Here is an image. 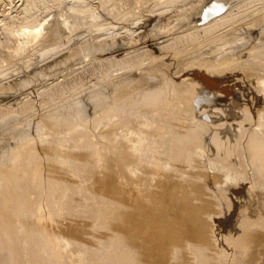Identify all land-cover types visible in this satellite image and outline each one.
Segmentation results:
<instances>
[{
	"label": "bare ground",
	"instance_id": "1",
	"mask_svg": "<svg viewBox=\"0 0 264 264\" xmlns=\"http://www.w3.org/2000/svg\"><path fill=\"white\" fill-rule=\"evenodd\" d=\"M63 9L91 35L151 33L0 95L21 121L0 162V264H264V0H0V83ZM110 60L139 74L111 83L110 109L54 115Z\"/></svg>",
	"mask_w": 264,
	"mask_h": 264
},
{
	"label": "rangeland",
	"instance_id": "2",
	"mask_svg": "<svg viewBox=\"0 0 264 264\" xmlns=\"http://www.w3.org/2000/svg\"><path fill=\"white\" fill-rule=\"evenodd\" d=\"M12 1V3L14 4H16V3H18L19 2V0H11ZM128 9V8H127ZM63 12L61 13V12H59V13H57V12H50V13H48V15L46 14V15H44V17H42V18H38L39 19V21H38V19H37V25L39 24V23H41V26L39 25V28L40 27H43V28H41V31L43 32H41L42 34H44V35H47L46 37H44V38H46L47 39V41H45L46 39H44V41L43 42H45L44 44H43V46L42 47H39L38 49H34L31 53H29V55L28 56H26V57H24L25 59H23L24 61H22L21 63L20 62H16V61H11V60H9L8 58H7V65L8 66H11L9 69H10V71H13V72H11V74H10V76H9V78H7V79H5L2 83H0V95L2 96H5L6 94H8V92H10L11 90H16V89H18L19 90V88L20 89H22V88H24V87H26V85H28L29 83H30V81L32 82V81H36V80H39V79H42V78H45L46 76H48V75H55V74H57L58 72H62L65 68H70L71 66H70V63H72V62H74L76 59H82V60H84L85 58H91V57H93L94 58V56H95V58L96 57H98V55H99V53H101V52H103V50L106 48H108V47H114V46H118L119 44H121V43H123L124 42V40L126 41V42H128V41H130V39H128V38H131V36H132V34H122V35H120L118 38H115V35L112 37V35L110 36V35H97L96 36V34H94V35H91V33H90V29H86V28H88V27H86V26H84V25H82L81 23H77V21H76V23L74 22V19H72V18H68V16H67V14H66V10L65 9H63L62 10ZM129 11H131V12H133V10H131V9H129ZM130 13V12H129ZM137 15H141V13H136V16ZM100 18V19H103L102 20V22H104V20H105V22H104V25H106V23H108L109 22V20L108 19H106V17H104V16H102V15H99V14H97L96 15V17H94V19H97L98 17ZM133 16H134V18H139V17H136L135 16V14H133ZM102 17V18H101ZM142 17V16H141ZM98 18V19H99ZM96 20V22L97 21H99V20ZM143 18H139L138 20H142ZM95 21V20H94ZM107 21V22H106ZM43 23V24H42ZM95 23V22H94ZM98 23H101V20L98 22ZM103 24V23H102ZM43 25V26H42ZM80 25H82V26H80ZM84 26V27H83ZM54 30V31H53ZM84 31V32H83ZM150 30L149 29H147L146 31H144V33L142 34V35H138L139 37H138V39H136L137 37H134L133 39L131 38V41H135V40H141L142 38H146V37H148L149 35H150ZM113 34V33H112ZM128 35H130V36H128ZM123 38H122V37ZM102 37H104V38H102ZM108 37L110 38L109 40H108ZM116 37H117V35H116ZM133 37V36H132ZM112 39V40H111ZM115 39V40H114ZM118 39V40H117ZM120 40V41H119ZM128 40V41H127ZM98 42V43H97ZM121 42V43H120ZM118 44V45H117ZM110 45V46H109ZM105 47V48H104ZM109 48V49H110ZM94 49V50H93ZM96 49V50H95ZM99 49V50H98ZM89 50V51H88ZM48 51V52H47ZM86 51V52H85ZM43 52L45 55H43V53L41 54V53ZM47 52V53H46ZM49 53H51V54H49ZM48 55V57H47V55ZM95 54V55H94ZM9 55V54H8ZM38 55V56H37ZM91 55V56H90ZM39 57H40V60L41 61H39L38 59H39ZM78 57V58H77ZM38 58V59H37ZM42 58H43V60H42ZM71 58V59H70ZM118 58V57H117ZM33 59V60H32ZM45 59V60H44ZM26 60V61H25ZM46 60H47V62H46ZM68 60V61H67ZM44 61V62H43ZM70 61V62H69ZM112 63H111V62ZM109 62L108 61H106V62H103V63H105V64H99L98 63V65H96V71H97V69H98V71H97V73H96V71H95V75H97V77L96 78H98V81L99 82H97V83H93L92 81H88V80H86V79H83L84 81L86 80V82H82V80L81 79H77L73 84H70V87H72L73 85V87H75L76 85L75 84H77V89H76V87L75 88H70L69 86H66V87H68L69 89H65L64 90V94L63 93H61V94H63V96H65V94H66V96L69 94V102H72V101H77V99L78 100H80V99H82V100H80V102H77V103H79V104H77L76 102H72L71 104L67 101V103H66V106H64V109H63V105L62 106H60L58 109H60L61 110V108H62V112L60 111V110H58L57 108H56V110H54V111H56L55 113H54V115H67L68 114V112H69V110H71L73 107V109H75V110H80V113H81V115H83V118H81V120H82V122H85V120L87 119V118H89L90 119V116L92 115V117H95V115L96 114H99V113H103L105 110H108V109H110L112 106L111 105H113V103H114V100H115V98H114V87H115V85H117V84H119V83H115V81L117 82V79H118V82H119V77H122V78H120V79H127V78H129L128 80H130V77H131V80L130 81H134L136 78H138V76H139V74H137L138 72L137 71H133V70H131L130 69V65L131 64H133V63H131L130 65L129 64H126V63H123V62H121V61H118V60H110ZM11 62V63H10ZM26 62V63H25ZM41 63V64H40ZM107 63H109L110 65H114V66H116L115 67V69L112 67V66H109V64H107ZM11 64V65H10ZM107 64V65H106ZM117 64V65H116ZM133 65H135V64H133ZM121 66V67H120ZM125 66V67H124ZM127 66H129V67H127ZM28 67V68H27ZM97 67H99V68H97ZM106 67V68H105ZM124 67V68H123ZM128 69H127V68ZM36 68H38V69H36ZM64 68V69H63ZM104 68V69H103ZM107 68H111V70L110 69H108L107 71L105 70V69H107ZM116 68H118L119 69V71H117L116 70ZM121 68H123V69H121ZM41 69V70H40ZM50 69V70H49ZM103 69V70H102ZM39 70V71H38ZM45 72H44V71ZM47 70V71H46ZM101 70V71H100ZM105 70V71H104ZM113 70V71H112ZM114 70H116L115 71V74H114ZM128 70V71H127ZM49 71V72H48ZM109 71L111 72V73H109ZM120 71H122V74H120L119 72ZM51 72V73H50ZM99 72V73H98ZM102 72V73H101ZM107 72V73H106ZM133 74H132V73ZM137 72V73H136ZM104 73V74H103ZM114 74V77H112L113 76V74ZM117 73H118V75H117ZM48 74V75H47ZM99 74V75H98ZM106 74V75H105ZM109 74H112V76H111V78H113L112 80L110 79V76L108 77V75ZM128 74V75H127ZM13 75V76H12ZM124 77H123V76ZM130 75V76H129ZM133 75V76H132ZM42 76V77H41ZM102 78H101V77ZM104 76H105V78H104ZM116 76V77H115ZM39 77H41V78H39ZM70 77H72V76H70ZM76 77V76H75ZM107 77V78H106ZM109 78V79H108ZM115 78V79H114ZM117 78V79H116ZM133 78V79H132ZM100 79V80H99ZM105 79H107V81L105 80ZM103 80H104V82L106 83H104L103 84ZM109 80H110V82H109ZM115 80V81H114ZM28 81V82H27ZM78 81V82H77ZM80 81V82H79ZM101 81H102V83H101ZM114 81V82H113ZM77 82V83H76ZM88 82L91 84H93V85H89L88 84ZM113 82V84H115V85H113V84H111ZM79 83H80V85H79ZM108 83V84H107ZM82 84H85V85H82ZM95 84H96V87H99V88H94L95 87ZM102 84V85H101ZM78 85H79V88H78ZM88 87H90V88H88L89 89V91H88V89H87V86ZM85 86V87H84ZM93 86V87H92ZM82 87H84V88H82ZM91 87H92V89H91ZM81 88L82 89H84V93H81L82 92V90H81ZM104 88V89H103ZM91 89V90H90ZM93 89H94V92H93ZM95 89H97V90H99V93L97 92V90H95ZM101 89V90H100ZM76 90H78V91H76ZM104 90V91H103ZM2 91V92H1ZM67 91H69V93L67 92ZM71 91H72V93H71ZM87 91V92H86ZM90 91H91V93H92V96H91V93H90ZM113 91V92H112ZM79 93V94H78ZM90 95H88V94ZM96 93H98L97 95H96ZM71 94V95H70ZM94 94H95V96L96 97H94ZM102 94V95H101ZM74 95H76L75 97H74ZM82 95V96H81ZM84 95V96H83ZM88 96V98L86 99L85 98V100H84V97H87ZM100 95H101V97H100ZM108 95H110V96H108ZM81 96V97H80ZM99 96V97H98ZM60 97H62L61 95H60ZM59 97V98H60ZM92 97V98H91ZM97 97H98V99L101 101V100H103V101H105L106 103L104 104V106L103 105H99V101H97V103H96V101H95V99L96 100H98L97 99ZM74 98V99H73ZM94 99L93 100V102L94 103H92L91 102V104L90 103H88V105H90V106H92L91 108L90 107H88V105L87 104H85V103H87L88 102V99ZM72 101H71V100ZM107 99V100H106ZM58 100V99H57ZM81 101H82V103H81ZM58 102V101H57ZM90 102V101H89ZM6 104V103H5ZM74 104V105H73ZM77 106H76V105ZM84 104H85V106H84ZM93 104H98V105H94L93 106ZM71 105L73 106L72 108H70L71 107ZM80 106H81V109H80ZM100 106H102V107H100ZM111 106V107H110ZM3 107L5 108L4 109V111H6V110H9V108H8V106H6V105H2V109H3ZM10 107V106H9ZM95 107V108H94ZM98 107V108H97ZM101 109H100V108ZM105 107V108H104ZM78 108V109H77ZM83 109V110H82ZM92 109V110H91ZM68 110V111H67ZM82 110V111H81ZM86 111V112H85ZM89 111H91V112H95L94 114L92 113V114H88V113H91V112H89ZM7 112V111H6ZM67 112V113H66ZM5 115H7V116H5ZM85 115L87 116L88 115V117H85ZM15 116V117H14ZM81 117V116H80ZM6 118V119H5ZM89 119H87V121H90ZM92 119V118H91ZM20 119H19V117L17 116V115H13L12 113H5V114H3L2 115V118L0 117V162H1V164H5L6 162H7V158H8V155L10 156V149L11 148H13L14 146H15V144H16V142H15V140H16V137H17V135H18V128L20 127V125H21V121H19ZM80 120V121H81ZM4 124V125H3ZM16 126H17V128H16ZM14 130H13V129ZM10 129V130H9ZM20 129V128H19ZM12 130V131H11ZM2 131H3V133H2ZM6 144V145H5ZM4 148H5V150H4ZM6 153V154H5ZM3 155H5L6 156V158L4 159V157H3ZM2 157H3V160H2ZM2 160V161H1ZM6 160V161H5ZM3 162H5V163H3Z\"/></svg>",
	"mask_w": 264,
	"mask_h": 264
}]
</instances>
